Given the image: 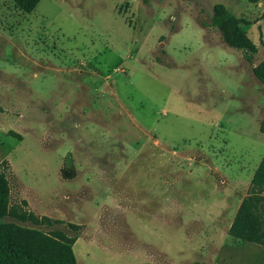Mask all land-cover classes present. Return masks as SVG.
Wrapping results in <instances>:
<instances>
[{"label": "rangeland", "instance_id": "rangeland-1", "mask_svg": "<svg viewBox=\"0 0 264 264\" xmlns=\"http://www.w3.org/2000/svg\"><path fill=\"white\" fill-rule=\"evenodd\" d=\"M215 4L252 64L208 24ZM260 61L264 0H0L9 206L50 221L4 220L74 235L78 264H264L229 231L249 198L264 233Z\"/></svg>", "mask_w": 264, "mask_h": 264}, {"label": "trees", "instance_id": "trees-1", "mask_svg": "<svg viewBox=\"0 0 264 264\" xmlns=\"http://www.w3.org/2000/svg\"><path fill=\"white\" fill-rule=\"evenodd\" d=\"M11 1L20 11L29 13L39 0ZM142 1L146 2V0ZM239 23L241 20L227 12L221 5H213L208 24L218 32L225 45L242 51L243 58L252 64V54L256 51V47L240 30ZM250 69L255 79L264 87V61L251 66ZM259 130L264 132V123H260ZM6 167L4 161L0 162V264H78L71 248L75 240L74 235H67L60 230L44 232L4 220L9 216L20 223L31 221L33 224H39L42 221H50L45 216L37 218L29 212H18L9 206ZM250 183L256 187L264 185V153L251 176ZM252 206L249 198L241 201L229 231L238 239L264 246V233L259 231L261 222L252 210ZM54 222L60 221L54 220ZM68 227L75 231L78 225L69 223Z\"/></svg>", "mask_w": 264, "mask_h": 264}, {"label": "crops", "instance_id": "crops-1", "mask_svg": "<svg viewBox=\"0 0 264 264\" xmlns=\"http://www.w3.org/2000/svg\"><path fill=\"white\" fill-rule=\"evenodd\" d=\"M221 47H222V46H221ZM240 82H241V81H240ZM249 82H250V81H249ZM241 83H243V84H244V86L246 87V85H245V84H246V79H245V80H243ZM254 83H256V84H255V87H256V86H257V81H256V80H254ZM249 85H250V84H249ZM246 89H247V88H246ZM253 97H254V98H253ZM253 97H252V94H250V98H253V99H255V97H256V96L254 95Z\"/></svg>", "mask_w": 264, "mask_h": 264}]
</instances>
